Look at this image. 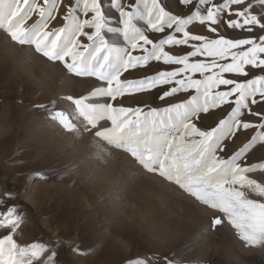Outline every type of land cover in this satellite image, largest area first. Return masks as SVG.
<instances>
[{"label": "snow or ice", "instance_id": "6c2138e0", "mask_svg": "<svg viewBox=\"0 0 264 264\" xmlns=\"http://www.w3.org/2000/svg\"><path fill=\"white\" fill-rule=\"evenodd\" d=\"M178 2L186 13H174L167 0H0V29L26 46L30 58L38 54L77 77L102 82L88 95L60 97L72 106L71 116L56 100L38 105L46 119L130 154L146 171L222 214L213 225L226 217L241 240L264 245V183L249 175L264 171V162L248 163V154L264 146V0ZM62 4L63 26L50 28ZM34 14L39 18L29 24ZM190 25L203 26L204 33ZM228 30L242 35L228 36ZM177 46H186L185 54H173ZM154 62L171 67L129 78ZM156 89L167 107L144 111L119 103ZM177 93L189 98L168 102ZM214 110L223 118L202 127V114L217 115ZM249 132L254 134L242 147L225 151L227 142ZM0 216V264H34L45 253V264H55V249L40 242L21 246L14 238L23 219L15 205Z\"/></svg>", "mask_w": 264, "mask_h": 264}, {"label": "rangeland", "instance_id": "374dc122", "mask_svg": "<svg viewBox=\"0 0 264 264\" xmlns=\"http://www.w3.org/2000/svg\"><path fill=\"white\" fill-rule=\"evenodd\" d=\"M69 2L64 0V4ZM167 3L174 13L188 11L178 0ZM64 4L57 18L50 21V28L63 26ZM38 18L34 14L28 23H35ZM189 27L195 34L204 33L203 26ZM225 34L242 35L239 30H228ZM82 40L87 42L86 38ZM185 49L186 46H177L173 54H185ZM169 67L154 62L129 78L152 75ZM194 78H199V74ZM100 83L94 77L68 73L59 62L53 64L38 54L30 58L26 46L18 45L0 29V155L11 154L0 156V201L3 202L0 213L15 205L22 216L14 235L17 242L21 246L47 244L50 250H56L55 264H137L138 260H146L148 264H169V261L172 264H264V245L250 246L241 240L238 230L226 217L222 225H213L212 220L222 214L208 209L175 183L146 171L130 154L93 137L92 133L76 137L58 122L46 119V112L37 107L56 100L57 107L71 116L72 106L60 97L88 95ZM158 93L159 89L137 93L122 98L119 103L125 107H142L144 111L167 107L165 101L158 99ZM187 98L188 93H177L168 102ZM253 107L259 109L261 105ZM214 111L217 115L202 114L207 117L202 127L215 126L223 118L220 110ZM252 134H238V138L227 142L225 151L238 150ZM9 135L15 141L12 146L16 151L9 143L12 142ZM98 152L104 153L103 159L94 157ZM260 162H264V146L258 145L248 154V163ZM249 175L264 183V171ZM3 233L4 229L0 228V236ZM74 247L79 251H72ZM48 255L45 253L34 264H45Z\"/></svg>", "mask_w": 264, "mask_h": 264}, {"label": "bare ground", "instance_id": "6f19581e", "mask_svg": "<svg viewBox=\"0 0 264 264\" xmlns=\"http://www.w3.org/2000/svg\"><path fill=\"white\" fill-rule=\"evenodd\" d=\"M33 63H34V62H33ZM30 66H32V65H30ZM34 68H35V67H34ZM37 68H38V66H37ZM32 70H34V69H32ZM12 72H13V71H12ZM34 72H35V71H34ZM43 72H44V71H43ZM20 73H21V72H20ZM20 73H18V74L20 75ZM44 73H45V72H44ZM36 75H37V74H36ZM19 77H20V76H19ZM38 77H40V76H38ZM42 77H43V76H42ZM22 78H23V77H22ZM20 79H21V78H20ZM48 80H49V79H48ZM29 81H30V80H29ZM46 81H47V80H46ZM49 81H50V80H49ZM23 82H24V81H23ZM36 82H37V81H36ZM27 83H28V82H27ZM45 83H46V82H45ZM52 83H53V82H52ZM54 83H55V82H54ZM21 84H22V82H21ZM39 85H40V84H39ZM44 85H45V84H44ZM48 85H49V84H48ZM51 85H52V84H51ZM54 85L56 86V84H54ZM49 87H50V86H49ZM58 87H59V86H58ZM60 87L63 88L62 86H60ZM60 87H59V89L62 90ZM54 89H57V90L59 91L58 88H54ZM39 90H40V89H39ZM50 91H51V90H50ZM55 91H56V90H55ZM42 92H45V91H42ZM52 93H53V92H52ZM64 93H65V92H64ZM42 94H43V93H42ZM55 95H56V94H55ZM57 95H58V93H57ZM63 96H65V95H63ZM45 97H46V96H45ZM32 100H33V99H32ZM45 102H46V101H45ZM41 103H42V102H41ZM7 107H8V106H7ZM29 107H30V106H29ZM0 112H1V111H0ZM70 112H71V111H70ZM8 113H9V112H8ZM5 119H6V117H5ZM8 120H9V119H8ZM15 120H16V119H15ZM3 121H4V120H3ZM5 121H6V120H5ZM36 121H37V120H36ZM9 122H10V121H9ZM38 122H39V121H38ZM26 123H27V122H26ZM33 123H34V121H33ZM4 124H5V123H4ZM11 124H12V123H11ZM28 124H29V123H28ZM42 125H43V124H42ZM32 126H33V125H32ZM46 126H47V125H46ZM37 127H38V126H37ZM43 127H45V126H43ZM4 128H5V127H4ZM38 128H39V127H38ZM50 128H51V127H50ZM5 129H6V128H5ZM16 129H17V128H16ZM39 129H40V128H39ZM17 130H18V129H17ZM30 130H31V129H30ZM32 130H33V129H32ZM46 130H47V129H46ZM48 130H49V129H48ZM5 131H6V130H5ZM19 131H20V130H19ZM52 131H53V130H52ZM2 132H3V130H2ZM9 132H10V131H9ZM39 132H40V131H39ZM3 133H4V132H3ZM17 133H18V132H17ZM17 133H16V134H17ZM9 134H11V133H9ZM2 135H3V134H2ZM4 135H5V134H4ZM71 136H72V135H71ZM9 137H10V135H9ZM76 137H77V136H76ZM2 138H3V137H2ZM18 138H19V136H18ZM56 138H57V137H56ZM10 139H11V137H10ZM57 140H58V138H57ZM7 141H9V140H6V142H7ZM11 141L13 142L12 139H11ZM18 141H19V139H18ZM23 141H24V140H23ZM23 141H21V142H23ZM43 141H44V140H43ZM12 142L9 141V143L11 144V146L14 144L15 141H14L13 143H12ZM55 142H57V141H55ZM16 143H17V142H16ZM19 143H20V142H19ZM67 143H69V142H67ZM47 144H48V142H47ZM82 144H83V143H82ZM84 144H85V143H84ZM22 145H23V144H22ZM8 146H9V145H8ZM6 147H7V144H6L5 148H6ZM13 147H14V146H12V148H13ZM20 147H21V146H20ZM42 147H44V145H42ZM47 147H48V145H47ZM10 148H11V147H10ZM12 148H11V149H12ZM16 148H17V147H16ZM40 148H41V147H40ZM45 148H46V146H45ZM63 148H64V147H63ZM84 148H85V147H84ZM89 148H90V147H89ZM91 148H92V147H91ZM96 148H97V147H96ZM6 149H7V148H6ZM13 149H14V148H13ZM43 149H44V148H43ZM9 150H10V149H9ZM14 150H15V149H14ZM21 150H22V149H21ZM85 150H86V149H85ZM2 151H3V153H5L4 150H2ZM11 151H12V150H11ZM15 151H16V150H15ZM65 151H66V150H65ZM7 153H8V152H7ZM7 153H5V154L8 155ZM13 153H14V152H13ZM13 153H12V154H13ZM19 153H20V152H19ZM94 153H95V152H94ZM94 153H92V155H93ZM5 154H4V155H5ZM96 154H97V153H96ZM1 155H3V154H1ZM1 155H0V156H1ZM4 155H3V156H4ZM6 155H5V156H6ZM9 155L11 156V154H9ZM9 155H8V156H9ZM61 155H62V154H61ZM10 156H9V157H10ZM12 156H14V155H12ZM15 156H16V155H15ZM69 156H70V155H69ZM18 157H19V156H18ZM70 157H71V156H70ZM70 157H69V158H70ZM76 157H77V156H76ZM94 157H97V155L94 156ZM107 157H108V156H107ZM14 158H15V157H14ZM74 158H75V157H74ZM97 158H98V157H97ZM108 158H109V157H108ZM66 159H67V158H66ZM71 159H73V157H72ZM78 159H79V158H78ZM57 160H58V159H57ZM63 160H64V157H63ZM63 160H62V161H63ZM94 160H97V159L95 158ZM100 160H101V159H100ZM71 161H72V160H71ZM109 161H110V160H109ZM63 163H64V161H63ZM66 163H67V161H66ZM96 163H97V161H96ZM67 164H68V163H67ZM112 164H113V163H112ZM15 167H16V166H15ZM9 168H10V167H9ZM23 168H24V167H23ZM10 169H11V168H10ZM15 169H17V168H15ZM99 169H100V168H99ZM117 169H118V168H117ZM11 170H12V169H11ZM106 170H107V169H106ZM111 171H112V168H111ZM8 172H9V171H8ZM120 172H121V171H120ZM112 173H113V172H112ZM112 173L110 172V174H112ZM117 173H118V171H117ZM110 174H108V175H110ZM119 174H120V173H119ZM119 174H118V175H119ZM118 175H117V176H118ZM121 176H123V174H122ZM119 177H120V176H119ZM102 179H103V178H102ZM121 179H122V178H121ZM123 179H124V178H123ZM123 179H122V180H123ZM127 179H128V178H127ZM118 180H119V179H118ZM119 181H120V180H119ZM119 181H118V182H119ZM128 182H129V181H128ZM98 186H99V185H98ZM120 186H122V185L120 184ZM95 188H96V187H95ZM97 188H98V187H97ZM121 189H122V188H121ZM108 190H109V188H108ZM68 191L70 192V190H68ZM102 193H103V192H102ZM102 193H101V194H102ZM97 194H98V193H97ZM54 195H55V194H54ZM100 196H101V195H100ZM103 196H104V194L102 195V197H103ZM105 196H106V195H105ZM98 197H99V196H98ZM38 198H39V197H38ZM92 198H93V197H92ZM98 199H99V198H98ZM100 199H101V197H100ZM102 199H103V198H102ZM105 199H106V198H105ZM108 199H109V198H108ZM106 200H107V199H106ZM97 201H98V200H97ZM97 201H94V202H97ZM102 201H103V200H102ZM104 201H105V200H104ZM107 202H108V201H107ZM78 203H79V201H78ZM104 203H105V202H104ZM104 203H103V204H104ZM38 204H39V203H38ZM83 204H84V203H83ZM95 204H96V203H95ZM100 204H101V203H100ZM96 205H97V204H96ZM98 205H99V204H98ZM110 205H111V204H110ZM103 206H105V205H103ZM85 207H86V206H85ZM98 207H99V206H98ZM98 207H96V210L98 209ZM83 209H85V208H83ZM83 209H82V210H83ZM100 209H101V208H100ZM105 209H108V208H107V204H106V208H105ZM105 209H104V210H105ZM91 210H92V208H91ZM102 210H103V209H102ZM102 210H101V211H102ZM104 210H103V211H104ZM94 211H95V210H94ZM105 211H106V210H105ZM107 211H108V210H107ZM110 211H111V210H110ZM98 212H99V211L97 210V213H98ZM81 213H82V212H81ZM87 215H89V214H87ZM90 215H91V214H90ZM105 215H106V214H104V216H105ZM92 216H93V215H92ZM93 217H94V216H93ZM96 217H97V216H96ZM79 218H80V217H79ZM102 218H103V217H102ZM114 218H115V217H114ZM85 219H86V218H85ZM90 219H91V218H90ZM70 220H71V219H70ZM70 220H69V221H70ZM77 220H78V219H77ZM112 220H113V219H112ZM83 221H84V220H83ZM86 221H88V220H86ZM119 222H120V221H119ZM87 223H88V222H87ZM89 223H90V222H89ZM89 223H88V224H89ZM79 224H80V223H79ZM92 224H93V223H92ZM103 224H104V223H103ZM64 225H65V223H64ZM93 225H94V224H93ZM115 225H116V224H115ZM66 226H67V224H66ZM91 226H92V225H91ZM101 229H102V228H101ZM62 230H63V229H62ZM78 230H79V229H78ZM88 230H89V229H88ZM88 230H86V231H88ZM68 231H69V230H68ZM86 231H85V232H86ZM98 234H99V233H98ZM100 234H101V232H100ZM109 234H110V233H109ZM61 236H62V235H61ZM78 236H80V235H78ZM86 236H87V235H86ZM86 236H85V237H86ZM99 236H100V235H99ZM101 236H102V235H101ZM104 236H105V235H104ZM106 237H107V236H106ZM106 237H105V238H106ZM108 237H109V236H108ZM116 237H117V236H116ZM118 239H119V238H118ZM76 242H77V241H76ZM120 244H121V243H120ZM126 244H127V243H126ZM84 258H85V257H84ZM83 260H84V259H83ZM111 263H112V262H111Z\"/></svg>", "mask_w": 264, "mask_h": 264}]
</instances>
